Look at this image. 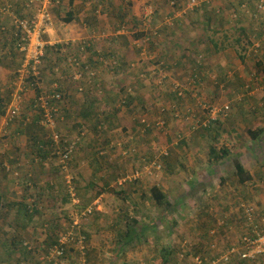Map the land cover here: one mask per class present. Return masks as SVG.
Instances as JSON below:
<instances>
[{"label": "rangeland", "instance_id": "rangeland-1", "mask_svg": "<svg viewBox=\"0 0 264 264\" xmlns=\"http://www.w3.org/2000/svg\"><path fill=\"white\" fill-rule=\"evenodd\" d=\"M24 1L10 0L9 5L15 9L21 3L23 6ZM59 1L51 10L53 22L57 23L55 29L56 26L62 29L66 18V7L63 0ZM140 2V20L132 17V6L128 4L127 30H120L121 35L132 37L133 55H128L133 59L131 68L125 72L121 69L116 75L113 67L117 64L107 61L103 76L99 70H85L88 76L94 73L92 80L97 79L99 86L90 82L79 85L84 89L78 91L80 94H90L85 92L95 89L102 97L104 89L120 95L117 107L126 95L131 98L139 95L138 81L144 83L142 88L146 90L144 100L131 101V109L123 113L134 127L131 134L126 128L128 133H123L124 138L114 136V131L123 124L111 117L108 123V113L104 110L100 113L107 128V142L98 141L97 153H94L81 138V147H87L82 150L79 147L68 174L74 178L77 204L69 193L67 175L60 173L50 157V145L47 151L50 158L37 160L31 143L15 132L18 128L28 134L34 131L48 141L52 130L36 123L23 128L17 121L0 120V183L3 186L0 187L3 198L0 200V264H39L40 261V264H156L164 249L171 252L167 264H198L197 259L203 264L214 261L224 264L222 257L241 244L246 231L254 226L264 231V136L261 141L253 142L246 133L247 128L264 127V13L258 11L260 0H198L194 10L188 9L190 0ZM3 3L0 1V9L6 5ZM87 4L96 6L99 22L109 17L107 12L111 9L107 3ZM66 5L70 8V4ZM239 10L247 13L236 20ZM134 13L137 15L136 9ZM136 22H140V30L145 35L142 39L135 37ZM221 26L225 34L219 31ZM118 32H114L113 38L119 36ZM52 34L43 36L50 43L41 68L43 82L55 79L58 67L63 77L62 69L71 72L67 66L70 57L86 62L71 51L79 47L73 46L68 53L67 48H61L67 58L55 64L54 55L48 56L52 50L47 52V49L58 47L63 40L53 41ZM98 38L99 35L93 34L87 39ZM5 41L0 32V94L6 100L18 88L22 56L17 52L14 56L11 43ZM211 41L218 47L210 45ZM242 50L244 61L237 53ZM66 81L65 85H57L68 87L74 96L76 90ZM54 84L51 82V89L56 87ZM251 86L255 89L245 93ZM122 91L126 94H121ZM33 93L31 90L26 94L24 117L34 115ZM228 103L232 105L230 116L220 118L222 125L215 126L213 133L205 130L210 127L205 125L216 120ZM214 108L220 112L214 115ZM63 116L61 109L56 131L69 139L80 137V128L71 130L76 120L65 117L63 121ZM217 129L219 137L215 136ZM92 135L89 131L87 136ZM211 147L218 151L227 148L229 156L212 163ZM98 148L107 150V154L100 156ZM236 159L253 176L245 185L236 177ZM137 171L140 178L134 181L132 175ZM130 177L132 181L126 180ZM153 187L165 194L170 206L157 204L151 192ZM50 199L59 202L50 207ZM97 201L93 214L81 219L79 228H73L74 217ZM242 202L254 211L252 223L240 210ZM22 204H28L29 213L22 210ZM33 209H38V213L34 214ZM133 220L137 222L136 229L143 233L132 245L122 249L123 241L120 244L118 233L132 225ZM73 231L74 239L66 245L65 258H50L52 243ZM239 260V256L233 257L231 263L237 264ZM250 264H264V253Z\"/></svg>", "mask_w": 264, "mask_h": 264}, {"label": "crops", "instance_id": "crops-1", "mask_svg": "<svg viewBox=\"0 0 264 264\" xmlns=\"http://www.w3.org/2000/svg\"><path fill=\"white\" fill-rule=\"evenodd\" d=\"M83 1H86L85 6L83 5ZM122 1H124V0H122ZM125 1H127L126 4L122 3L121 0H75L73 6H70V8H68V6L66 4H70V0H63V7H66V16H64V17H67V13H70V11H71V13L74 14L75 20L71 23H68V24L63 23L64 26L62 25V29H58L59 26H56V29H55L54 25L57 23L53 22V29L50 32L51 34L52 33L53 34L50 36V38L53 41H55V40L62 41L63 40V43L61 45H59L58 47L67 48V53L71 47L79 46L80 48L79 47H76L75 49L71 48L72 49L71 51H74V53L82 56L83 59H85V61L88 63V65H90L93 69L99 70L100 76H103L102 75L103 72L105 74V71H103V68H104V64L107 63V61L110 62L109 64H111V63L117 64L116 67H113V69L115 70L113 72H114V74L119 75V73L121 72V69L123 72H125V70H129L131 68L130 66L133 63V59H131L132 57L131 58L128 57L129 54L133 55L132 54L133 41L131 39L132 37L127 35V34L126 35L120 34V30H122V29L127 30V28H126L127 24H125V22H127V20H130V16L127 15V12H130V10L127 9L128 4H131V6H132V9H131L132 17L135 16L138 18V20H140V18H141L138 16L140 14V12H139V9L141 6L140 0H125ZM88 2L90 4H92V3H97L98 5L101 4L102 6H103L104 2L107 3L108 6H110L109 9H111V10H109V12H107L109 17L107 19H103V21L99 22V18L95 14L96 6H94V8L88 7V4H87ZM117 2H121V3L118 4ZM134 9H136L137 15L134 13ZM98 13L100 14V11ZM221 13L222 12H220V14ZM24 14H25V12L20 14V15H24ZM108 15H106V16H108ZM90 17H92V18L90 19ZM64 19H63V21H64ZM0 24H1V21H0ZM121 24H123V25L120 26ZM219 28H220L219 31L222 34L226 33L225 29L222 26ZM54 29H55V31L53 32ZM213 30H214V28H213ZM116 31L117 32L119 31L118 32L119 34H117L119 36L115 35V36H117V38L116 37L113 38L114 37L113 34ZM125 33H122V34H125ZM93 34L99 35L98 40H92L91 41L90 39H87V38L91 37ZM62 37H64V38H62ZM147 39L149 40V38H147ZM80 40H83V41L78 42ZM85 41H88V42H85ZM46 42L48 44H50L48 41H46ZM68 43L70 44L69 46L67 45ZM149 44H150V42H149ZM212 44H214V41H211L210 45H212ZM4 45H6V43ZM76 49H78V51ZM49 55L50 56L54 55V59L56 60L55 64L59 63V62H63L67 58L66 54H64L62 52V49H60L59 52L56 50H52V53H49L48 56ZM45 57H44V61H45ZM101 57L105 58V59L103 58V60H105V62L104 61L102 62ZM236 57H237V55H236ZM54 59H53L52 63H54ZM86 62H84V64L86 66H88ZM62 72L65 75V77H63V80H61L57 74H54L55 79H49L48 78L45 82H43L42 81L43 76H42V78H41L42 82L40 81V87H42V89L45 91H50V89L52 87L51 82L55 83L56 81H58V84L62 83L63 85H65V82L67 83L66 80H68V82L70 84H72L73 88L76 90V91H74L75 92L74 96H73V94H71V93H73L72 90L70 91L68 89V87L65 89L62 86V88L65 89L68 94L64 99V106L65 107L62 108V112H63L64 116H63V118H61V120L64 121L65 117L69 121L72 119L76 120L74 122V126H71V130L74 132V130L80 128V130H79L80 133L81 132L84 133V136L82 137L83 142L87 141L89 143V145L92 147V150L94 149V151H93L94 153H97V148H96L95 144L98 141H101V143H103V142H107V140H108L107 139L108 136L105 133L107 128L101 120V117H102V113H100L101 111H104V110L107 111L108 123H109V119L111 117L112 119L113 118L114 119L115 118L120 119V123L123 124L118 129H116L114 131V132H116V135H114V136H116L118 138H120V137L124 138V134H126L128 132H130V134H131L134 131L133 125L131 126L129 124L128 120L126 119V116L123 113L126 112L127 110L131 109V107H132L131 101L135 102L137 99L144 100L143 98L145 96V90H146V89L142 88L144 83H141V81H138L137 86H139V89H137L136 91H139V95L137 97L133 96V98L128 99L130 101H127V102H129L127 106H123V104H121L119 107L116 106V108H115V105H113L114 103L112 102V100H114V98H115V95H112V92L110 90L102 89V95H103L102 97L99 96L100 94H99L98 90H95V89L91 92L90 91L85 92V93H90L92 96H90V94H80V93H78V90H77L78 84L74 83L71 79L72 74L69 71H67L66 69H63ZM137 74H139V73H137ZM56 75H57V77H56ZM137 76H139V75H137ZM85 78H87L89 80L88 76H85ZM84 82H87V80ZM84 82L79 83V85L83 86ZM55 85H54V87H55ZM56 86H58V85H56ZM51 91H53V88L51 89ZM77 93H78V95H77ZM97 98H99V99H97ZM100 107H103V108L101 110H99ZM124 122H125V125H124ZM83 123H88V125L85 124L87 126V129ZM143 123H145V121H143ZM116 125L119 126V123H117ZM90 128H92V130H90ZM126 128L127 129L129 128L130 131L128 129L127 130L128 132H126ZM83 129H84V132H83ZM89 131L92 132L94 135H92L91 137H88L87 135H88ZM15 132H17L18 135H22L23 137H26L27 142H31L37 136H39L34 131H33V133L28 134V132L26 133V131L24 129L19 130V128ZM23 133H25V134L23 135ZM114 136H111V137H114ZM131 138H133V137H131ZM79 147L82 150L83 148H85L87 146L81 147V145H79ZM102 147H104V146H102ZM80 148H78L79 151H80ZM99 148H98L99 155L105 156V154H107V150H104L103 148L102 149H99ZM114 148H112L111 150H113ZM0 187H3L1 185V183H0ZM1 197H2V195L0 194V200H1ZM118 237H119V235H118Z\"/></svg>", "mask_w": 264, "mask_h": 264}, {"label": "built area", "instance_id": "built-area-1", "mask_svg": "<svg viewBox=\"0 0 264 264\" xmlns=\"http://www.w3.org/2000/svg\"><path fill=\"white\" fill-rule=\"evenodd\" d=\"M4 1L6 4L2 9L1 13L8 14L11 18L10 27L12 29V34L14 37L18 38V49L21 54H23L21 69L18 71V79L16 82L17 90L14 95L13 103L10 107L9 114L7 113L5 118H8V121L11 122L25 106L26 94L30 90H33L35 94L36 88L39 89L40 81L42 78L41 68L44 65L45 49L47 47V42L44 41L43 36L47 33H50L53 29V17L51 10L60 3L59 0H25L24 9L25 14L23 18H20L17 15L15 9L12 7L10 0H0ZM198 5V0H190L188 9L194 10ZM194 8V9H193ZM245 9V6H243ZM258 11H264V0H260L258 6ZM238 17V15L236 16ZM21 40L24 44H21ZM67 66L71 69L72 81L78 84L77 90L83 92L84 89L79 86V83L87 80L85 76V70L89 69L80 59L76 57H70L67 59ZM63 70V69H62ZM55 73L63 80V75L61 74L60 67L55 69ZM94 73H91L93 76ZM89 77V76H88ZM20 84V87H19ZM56 89H59V86H56ZM24 93V94H22ZM68 94V93H67ZM67 94L61 92H55L51 95L47 93L35 95L32 105L33 111L35 114L40 115V121L38 125L42 128L51 129L52 133L48 140L52 142L50 145V150L52 151L51 159L54 161L56 166L60 169L61 173L67 175V186L70 195L73 198L74 203L77 204L76 191L73 186L74 178L68 176L69 169L74 159L75 154L78 152L81 138L84 136V133L80 137L67 138L62 135L60 132L56 131L58 117L60 116L61 109L59 104L63 103ZM227 108V107H226ZM213 114L219 113L217 108H214ZM207 126V124L205 125ZM7 170L10 171V167H7ZM135 174L137 176H135ZM139 172L137 171L132 175L134 181L138 180ZM140 176V175H139ZM131 177L126 180H133ZM125 179L121 182L126 181ZM99 201L95 203L94 206H90L85 209L80 215L74 217L73 228L80 226L81 219L92 215L95 206ZM241 207L246 216V220L250 223L253 222L252 216L254 211L246 207L244 203L241 204ZM255 239H253L254 235ZM73 232L68 233L59 241L62 245H67L73 240ZM264 253V231L259 230L258 226L252 227L250 231H246L242 237L241 244L239 246H234L222 257L221 262L224 264L231 263L232 258L239 256L240 260L237 264L241 263H251L256 262L257 259ZM63 252L59 246L52 248L49 252L50 258H60ZM198 264H203L200 259H197ZM212 264H219V261H214ZM236 264V263H235Z\"/></svg>", "mask_w": 264, "mask_h": 264}, {"label": "trees", "instance_id": "trees-1", "mask_svg": "<svg viewBox=\"0 0 264 264\" xmlns=\"http://www.w3.org/2000/svg\"><path fill=\"white\" fill-rule=\"evenodd\" d=\"M74 1L75 0H70V6H73ZM24 8L25 7H24V5L22 6V3L20 4V6L15 7V11H16L17 15L20 16V18H23L24 17L23 15H20V13H24L25 12V9ZM245 13H247V12H244V10H241V11L239 10V12L237 13L238 14V17L236 18V20L239 19V18L241 19L242 17H244L246 15ZM261 13L263 14L264 11L259 12V14H261ZM74 20H75L74 14L71 13V11H70V13H67V17L64 19L63 22L65 24H68V23L73 22ZM0 21H1V24H0V32L5 36V39L6 40H9V42L11 43V48L13 49V50H11L12 54L15 56L16 55L15 52L19 53L22 56V58H21V61H22L24 55L19 52V49H18L19 48L18 47V38L14 37L13 34H12V29L10 27L11 18L9 17L8 14H4V13L1 14V12H0ZM135 28H136V31H137V33H135L136 34L135 35L136 39H142V38H144L145 35L140 30V22H136ZM237 42L240 43L239 40ZM21 44H24V42L22 40H21ZM213 47L217 48L218 45L214 43ZM60 49H61V47H53V48L52 47H49L47 49V52H49L51 50H56V51L59 52ZM243 50H242V52H237L238 53V57L241 59V61H244L246 59L245 54H243ZM89 69L92 70V71H94V69L92 67L89 68ZM262 74H264V71H262ZM41 75H43V74H41ZM256 78H258V77H256ZM89 79L90 80L87 79V82L88 83L89 82L92 83V84L94 83L95 84L94 86H99L98 85L99 82L97 81V79H94L92 81L93 76H89ZM226 79L228 81V78L227 77L225 78V80ZM102 81L103 80H101V82ZM57 84H58V81H56V85ZM253 89H255V86H251L250 89H246L245 90V93H248L249 90L252 91ZM55 92H61V93H64L65 92L67 94V91L65 89H63L61 86H59V89H56V87H55L53 89V91H51V90L50 91H45V90L42 89V87H39V89L36 88V93L37 94L33 93L32 102H33V99H34L35 95H38V94L41 95L43 93H47V94L51 95V94H53ZM22 94H24V93H22ZM121 94H126V92L122 91ZM14 95L15 94H13L12 98H8V99L5 100L4 98H2V96L0 94V120L2 118L6 117L7 113L9 114L10 107H11V105L13 103ZM119 96L120 95L116 94L114 100H112V102L114 103L113 105H115V108L117 106V101L119 99ZM126 98H131V97L129 95H126L125 96L124 101L122 103L123 106H127L128 103H129L127 101H130L128 99L125 100ZM243 100L244 99H241V101H243ZM63 105H64V101H63V103L59 104L60 109H62V106ZM8 106H9V109L7 110V107ZM226 107H223V109L220 110L222 112L217 116L216 120L215 119H212V120H210L208 122L207 126L210 125V127L208 129L205 128V130L209 131L210 133H213L214 130H215V126H221L222 125L220 118H222L223 116L226 117V118H228L230 116V114L232 113V105L230 103H228V105ZM24 110H25V106H24V109L22 110V112H20L14 119H12L11 122L17 121L18 122V125H20L23 128L29 127L33 123H36V124L39 123V121H40V115L34 113L33 117L32 116L31 117H29V116H25L24 117L23 116ZM60 114H61V112H60ZM57 120H59V117H58ZM247 129L248 130L246 131V133L248 134V136L250 137V139L253 142H258V141H261L262 140V138L264 136V127H257L256 129H252V128H247ZM218 131H219V129H217L215 132L217 133ZM215 136L216 137H219V136H221V134L220 133H217ZM30 143H31V146H32V150H34L33 151L34 155L35 156L37 155V157L34 156L37 160L38 159H40V160H47L48 158L51 157V156L48 157L49 153L47 152L48 151V148H49V145L52 144V142L50 140L45 141L44 139H42L39 136H37ZM229 153H230V151L227 148H223L220 151H218L216 148L211 147L210 148V151H209L210 162H212V163L219 162L220 159H223L225 157H228L229 156ZM54 162H55V160H54ZM56 168L60 171V169L58 167H56ZM162 168H163V165H162L161 169ZM234 168H235L236 177L238 178V181H239V183L241 185H245L248 182H250V181L253 180V176L246 170V168L243 166V164L238 159L234 160ZM4 171H6L5 168H4ZM60 173H61V171H60ZM151 192H152L153 198L155 199V201L157 202V204L159 206H170V203L167 201V198H166L165 194L158 187H153L151 189ZM1 199H3V198L1 197ZM58 202H59L58 199H55V200L54 199H50L48 205H50V207H55ZM21 206H22V210H25L26 213H29L28 204H22ZM33 212H34V214L35 213H38V209H33ZM243 215H245V214L243 213ZM28 218H30V214H29V217ZM245 219H246V216H245ZM29 220L31 221V219H29ZM131 224L132 225H127L126 228L124 229V231L121 230L120 233H118L119 234V237H120L119 238L120 244L123 241V246L121 245V248L122 249H124L123 248L124 246L132 245V243L136 239L140 238L139 236H141V233H143L142 231H138L136 229L135 226L137 225V222L135 220L131 221ZM252 234L254 235L253 239H255L256 237H255L254 232H252ZM52 244H53V248L56 247V246H59L60 247V249L63 252V254H62V256L60 258H65V256L67 255L68 247L65 244L64 245L60 244V242H54ZM51 249H52V247H51ZM170 256H171V252L169 250L164 249V251L162 252L161 259L159 261H157L156 264H167L168 261H169V259H170ZM40 263H42V262L40 261ZM246 263L247 262L241 263V264H246ZM228 264H232V263L229 262Z\"/></svg>", "mask_w": 264, "mask_h": 264}, {"label": "clouds", "instance_id": "clouds-1", "mask_svg": "<svg viewBox=\"0 0 264 264\" xmlns=\"http://www.w3.org/2000/svg\"><path fill=\"white\" fill-rule=\"evenodd\" d=\"M37 124H38V123H37ZM242 203H244V202H242ZM242 203H240V210L242 209V207H241V204H242ZM244 204H247V203H244ZM242 210H243V209H242ZM243 213H244V211H243Z\"/></svg>", "mask_w": 264, "mask_h": 264}]
</instances>
